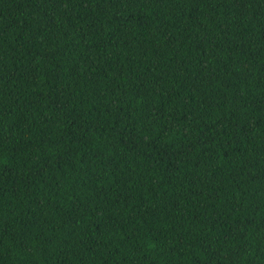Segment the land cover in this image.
Wrapping results in <instances>:
<instances>
[{
  "label": "trees",
  "instance_id": "16d2710c",
  "mask_svg": "<svg viewBox=\"0 0 264 264\" xmlns=\"http://www.w3.org/2000/svg\"><path fill=\"white\" fill-rule=\"evenodd\" d=\"M0 264H264V0H0Z\"/></svg>",
  "mask_w": 264,
  "mask_h": 264
}]
</instances>
